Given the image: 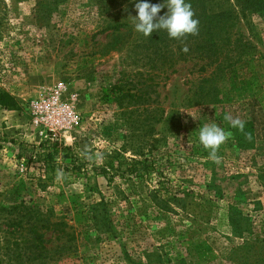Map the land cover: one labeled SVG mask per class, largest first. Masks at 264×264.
Listing matches in <instances>:
<instances>
[{"label": "rangeland", "instance_id": "rangeland-1", "mask_svg": "<svg viewBox=\"0 0 264 264\" xmlns=\"http://www.w3.org/2000/svg\"><path fill=\"white\" fill-rule=\"evenodd\" d=\"M137 2L0 0V90L18 106L0 108V264H264V18L252 19V32L241 23L254 60L192 105L193 62L154 81L141 60L151 49L130 18ZM116 22H128L127 33L102 31ZM47 102L67 116L49 118ZM226 114L245 121L251 141ZM212 122L233 134L219 163L199 142ZM45 140L80 162L45 173L30 156ZM86 145L104 159L85 160ZM105 162L109 176L94 175L91 166ZM20 200L33 216L63 217L80 235L77 248L58 254L50 228L30 253L25 228L19 235L11 225ZM102 213L110 221L98 229L91 217Z\"/></svg>", "mask_w": 264, "mask_h": 264}, {"label": "trees", "instance_id": "trees-1", "mask_svg": "<svg viewBox=\"0 0 264 264\" xmlns=\"http://www.w3.org/2000/svg\"><path fill=\"white\" fill-rule=\"evenodd\" d=\"M97 1L103 2V0ZM109 1L112 3L115 0ZM185 2L192 5L195 12L194 18L200 22L199 35L188 36L185 40L189 51L183 52L181 50L183 45L175 39H170L167 32L161 30L155 32V35L152 33L147 40L143 39V42L150 46L151 54L148 58L141 57V60L144 58L150 62L151 77L154 81L167 79L169 75L176 73V66L180 63L193 62L194 67L197 66V78L189 89L187 101L192 105L204 104L205 101L212 100L216 96L219 83H225L230 79L235 66L249 64L254 60L255 47L243 38L241 23L252 32L254 29L252 19L264 18V0H185ZM150 3H167V0H150ZM167 11L165 7L159 15H164ZM129 26L128 22H116L107 25L102 31L125 34L128 29L121 31L124 28H130ZM0 108L16 110L18 106L12 96L0 90ZM20 145L24 146L21 154L32 152L29 151L30 148L26 149L28 146ZM39 148H41L40 152L33 151L30 156L42 162L45 173L52 172L55 167H60L58 162H64L68 158L72 162L70 163L72 167L80 162L78 155H70L68 150L62 154L57 145L49 144L47 141L39 144L37 149ZM142 168L146 170L145 165H142ZM112 169L113 165L110 162L101 163L97 167L91 166L94 175H101L104 178L109 176V170ZM106 204L101 200L94 205L93 209L100 206L104 208ZM12 210L17 211L15 212L17 217L12 220L11 225L15 226L19 235L25 228L30 238L24 236L21 242L32 250L30 253L40 249L45 243L44 233H40L39 230L48 231L50 228L59 242L56 247L58 254L71 252L77 248L75 242L80 235L75 233L73 227L69 226L63 217L51 222L46 217L33 216L23 200L13 205ZM93 216L91 219L98 229H103L110 221L105 213L100 214L99 217ZM43 249L46 250L44 247Z\"/></svg>", "mask_w": 264, "mask_h": 264}, {"label": "clouds", "instance_id": "clouds-1", "mask_svg": "<svg viewBox=\"0 0 264 264\" xmlns=\"http://www.w3.org/2000/svg\"><path fill=\"white\" fill-rule=\"evenodd\" d=\"M168 11L164 15H159L163 8ZM135 10L138 13L135 17H130L134 23V30L144 37H150L152 33L165 30L170 39L180 42L182 51H189L185 40L188 36L199 35V20L194 18L195 12L190 3L185 0H167V3L152 4L147 0H140L135 3ZM231 128L237 129L244 135L245 139L251 141L250 132L245 131V121L239 117H233L231 114L224 116ZM232 132L225 131L217 123L204 124L199 129V142L209 151L208 159L219 163L220 156L218 152L220 147L232 138ZM80 155L87 161L101 162L104 159L103 153L93 150L89 146H84Z\"/></svg>", "mask_w": 264, "mask_h": 264}, {"label": "built area", "instance_id": "built-area-1", "mask_svg": "<svg viewBox=\"0 0 264 264\" xmlns=\"http://www.w3.org/2000/svg\"><path fill=\"white\" fill-rule=\"evenodd\" d=\"M44 105L48 108V117L49 118L50 117L51 118H54V116L57 115L61 119H64V115H65V117L67 116V112L63 108L58 109V107L54 103L53 104H50L49 102H47V103H44ZM52 105L55 106V108ZM31 109H32V115H33V117L35 116V118H33V122H34L35 126H38V125L41 124V118L40 117H37L38 107L37 106H33V107H31ZM49 130H52V129H49ZM38 135L39 136H43V138L45 137V134L43 135V131H39L38 132Z\"/></svg>", "mask_w": 264, "mask_h": 264}]
</instances>
